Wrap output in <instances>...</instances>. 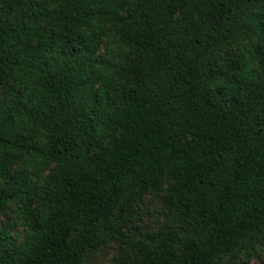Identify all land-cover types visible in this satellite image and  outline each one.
I'll return each mask as SVG.
<instances>
[{"label": "trees", "instance_id": "16d2710c", "mask_svg": "<svg viewBox=\"0 0 264 264\" xmlns=\"http://www.w3.org/2000/svg\"><path fill=\"white\" fill-rule=\"evenodd\" d=\"M0 86V264H264V0H0Z\"/></svg>", "mask_w": 264, "mask_h": 264}, {"label": "rangeland", "instance_id": "374dc122", "mask_svg": "<svg viewBox=\"0 0 264 264\" xmlns=\"http://www.w3.org/2000/svg\"><path fill=\"white\" fill-rule=\"evenodd\" d=\"M104 44L99 48L102 53ZM0 86V93L2 92ZM133 219L131 226H139L146 232H153L160 227L164 220L163 211H161L160 199L155 195H145L133 206ZM0 231H6L11 237L19 243L26 235L27 228L21 219H17L15 208L10 205L0 213ZM117 247L114 244H104L100 246L93 254L84 258L81 264H113ZM262 254V253H261ZM241 264V261L239 262ZM250 264H261L260 258L252 257Z\"/></svg>", "mask_w": 264, "mask_h": 264}]
</instances>
